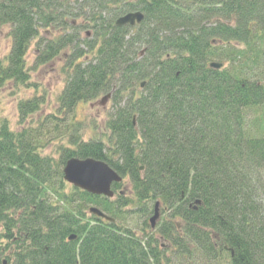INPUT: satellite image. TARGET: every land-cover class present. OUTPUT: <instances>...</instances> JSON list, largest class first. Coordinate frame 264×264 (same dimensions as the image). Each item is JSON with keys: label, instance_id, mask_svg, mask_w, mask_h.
I'll return each instance as SVG.
<instances>
[{"label": "trees", "instance_id": "1", "mask_svg": "<svg viewBox=\"0 0 264 264\" xmlns=\"http://www.w3.org/2000/svg\"><path fill=\"white\" fill-rule=\"evenodd\" d=\"M135 12L140 25H116ZM1 27L0 93H26L19 129L0 110L7 264H264V0H0ZM58 59L66 81L46 114L34 75ZM108 94L114 113L87 139L76 108ZM73 158L105 162L131 195L68 192Z\"/></svg>", "mask_w": 264, "mask_h": 264}, {"label": "rangeland", "instance_id": "2", "mask_svg": "<svg viewBox=\"0 0 264 264\" xmlns=\"http://www.w3.org/2000/svg\"><path fill=\"white\" fill-rule=\"evenodd\" d=\"M79 26H81L80 24H77ZM8 27H1L0 28V57H4V55H6L7 53H9V49H11V38L9 36V29H7ZM72 32H69L68 34H71ZM41 34L44 35V37L50 38V39H54V37L56 36V34H45L44 31H41ZM80 40L83 41L86 39H94V35L91 34L90 31H84L82 33H80ZM35 45L33 44L30 48V52H29V57L27 59H29V62L31 64L34 65V61H35V57H36V50H35ZM62 66L61 60L58 59L55 62L43 67L40 69V71L38 72V74L34 75V79L35 82H37L39 85H42L44 87V92L47 95L48 102L47 105L45 106L43 113L46 114H50L52 113V111H56L58 110V105H57V98L60 95L61 91L63 90L62 88H64V83L66 81V76L61 72L60 68ZM31 94H33V91L31 92ZM26 96V93H21L18 96L16 94H14V91L11 89V87H6L3 92L0 93V98H2L0 100V110L2 111L1 113L3 114V116H6V118H8L10 120L9 123H11L10 125L12 126V129L17 130L20 128V118L18 116V112H17V101L18 98L21 99L23 96ZM103 98L100 97L98 99V101H100ZM113 106V102L112 101H108L104 106H96V107H92L89 103L87 104H80L77 106L76 111H75V115H76V120L78 121H88L91 122L93 124V133L90 132L87 135V139L93 135L96 136H102V132L104 130H106V125L107 122L110 120V118L112 117L113 113H114V107ZM60 115V114H59ZM63 118V117H62ZM71 119V117H70ZM69 119V120H70ZM55 135H53L52 137L54 138ZM57 141V140H56ZM56 141H52V145L50 147H48L47 152L48 154H52L56 148ZM57 157V156H56ZM128 180H126V182L124 183V186L121 190L122 193L130 196V188H129V184H128ZM68 192H71L72 190H74V188L71 185H68ZM164 214L161 212V219L163 218ZM161 219H159V223L162 221ZM158 223V224H159ZM1 230V229H0ZM4 241V240H3ZM5 242V241H4ZM163 245V248H165L164 245H166V243L164 241H162L161 243ZM4 245V243H3ZM2 244H0V247L2 246ZM0 252L2 251V248H0ZM3 260H7L6 257H3L1 259V261Z\"/></svg>", "mask_w": 264, "mask_h": 264}, {"label": "water", "instance_id": "3", "mask_svg": "<svg viewBox=\"0 0 264 264\" xmlns=\"http://www.w3.org/2000/svg\"><path fill=\"white\" fill-rule=\"evenodd\" d=\"M144 20V15L141 12L130 13L119 20H117L116 25L120 28L126 27L128 25L134 26L139 22L142 23ZM213 69H221L222 64L213 63L211 64ZM144 87V84H141ZM111 94L105 96L100 103L99 106H104L110 99ZM135 123V120H134ZM64 180L67 183L72 184L75 188L83 190L86 193H89L94 196H104L106 198L112 199L114 197V192L112 190V186L114 183H121L123 181L122 177L114 171L108 164L105 162L95 160V159H85L80 160L73 158L70 159L64 168ZM200 206V200L197 202ZM160 202L157 201L154 208V215L149 220L152 229L156 228L158 223V219H160ZM90 213L92 215H96L97 218L106 220L108 222H115L114 219L109 218L106 214L102 213L97 208L90 209ZM77 238L76 235L70 237V240L73 241ZM6 263V262H5Z\"/></svg>", "mask_w": 264, "mask_h": 264}, {"label": "flooded vegetation", "instance_id": "4", "mask_svg": "<svg viewBox=\"0 0 264 264\" xmlns=\"http://www.w3.org/2000/svg\"><path fill=\"white\" fill-rule=\"evenodd\" d=\"M136 1H137V0H136ZM145 1H148V0H145ZM0 248H2V246H1ZM3 257H5V256H3L2 252H0V261H1V259H2Z\"/></svg>", "mask_w": 264, "mask_h": 264}, {"label": "bare ground", "instance_id": "5", "mask_svg": "<svg viewBox=\"0 0 264 264\" xmlns=\"http://www.w3.org/2000/svg\"><path fill=\"white\" fill-rule=\"evenodd\" d=\"M198 202V201H197ZM197 202H196V204H197Z\"/></svg>", "mask_w": 264, "mask_h": 264}]
</instances>
